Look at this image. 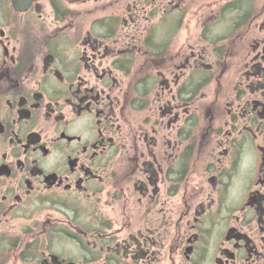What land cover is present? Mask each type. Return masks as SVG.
<instances>
[{"label": "flooded vegetation", "instance_id": "af4514ba", "mask_svg": "<svg viewBox=\"0 0 264 264\" xmlns=\"http://www.w3.org/2000/svg\"><path fill=\"white\" fill-rule=\"evenodd\" d=\"M0 264H264V0H0Z\"/></svg>", "mask_w": 264, "mask_h": 264}, {"label": "rangeland", "instance_id": "374dc122", "mask_svg": "<svg viewBox=\"0 0 264 264\" xmlns=\"http://www.w3.org/2000/svg\"><path fill=\"white\" fill-rule=\"evenodd\" d=\"M138 65V64H137ZM136 65V66H137ZM141 66L140 67H135L136 71L140 70Z\"/></svg>", "mask_w": 264, "mask_h": 264}]
</instances>
